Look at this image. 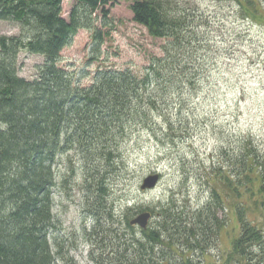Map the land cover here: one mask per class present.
Instances as JSON below:
<instances>
[{"label": "trees", "instance_id": "trees-1", "mask_svg": "<svg viewBox=\"0 0 264 264\" xmlns=\"http://www.w3.org/2000/svg\"><path fill=\"white\" fill-rule=\"evenodd\" d=\"M62 1L0 0V21L16 23L21 31V36L0 37V264H55L50 230L52 194L59 183L53 167L57 157L72 152L82 159L78 170L86 192V222L106 227L100 235L92 227L85 242L95 247L94 238L106 235L109 262L200 264L232 216L236 226L225 264H264V155L250 140L232 158L220 150L226 161L210 169L205 204L185 213L169 203L161 208L158 224L141 230L140 238L127 233L133 230L127 218L124 232L111 229L107 175L95 171L90 161L98 158L109 168L116 140L124 138L131 124L148 127V113L167 104L163 98L173 87L184 81L197 84L192 60L185 58L191 55L188 47L200 41L192 32L195 14L178 0H133L132 20L152 38L165 40L162 57H155L140 77L129 70L98 71L82 87L58 66L60 52L82 29L100 39L98 11L106 18L108 1L73 0L67 19ZM216 1H235L242 10L258 2ZM23 51L44 60L33 81L18 76L17 58ZM162 116L170 129L171 120ZM67 171L62 187L75 169ZM225 197L232 201L229 207ZM95 205L102 207L100 212Z\"/></svg>", "mask_w": 264, "mask_h": 264}, {"label": "rangeland", "instance_id": "rangeland-1", "mask_svg": "<svg viewBox=\"0 0 264 264\" xmlns=\"http://www.w3.org/2000/svg\"><path fill=\"white\" fill-rule=\"evenodd\" d=\"M107 1L106 18L98 11L100 39H94V31L82 29L60 52L58 66L82 87L90 85L98 71L129 70L140 77L155 57L163 55L165 40L152 38L132 20L133 0ZM178 1L195 14L192 32L200 41L188 47L191 55L185 58L192 60L189 67L198 81L196 85L184 81L167 92L163 98L167 104L148 113V127L131 124L124 138L116 140L109 168L98 158L91 159L92 168L107 175L108 200L114 213L113 226L109 224L112 230L124 232L125 218L129 222L142 212L151 214L147 228H152L158 224L161 208L169 203L185 213L205 204L209 197L205 181L211 167L236 155L245 140L258 145L264 155V0L246 5L245 10L235 1ZM73 4V0L62 1L63 18H68ZM16 36H21L18 24L0 21V37ZM43 62L40 56L20 52L18 76L33 81ZM162 115L171 120L170 129ZM221 149L226 157L220 154ZM81 165L80 156L72 152L57 157L53 167L59 183L52 194L50 230L55 264H116L109 262L106 235L98 240L92 236L97 241L95 247L85 242L92 227L99 235L106 227L94 226L90 219L86 222ZM70 166L75 171L62 187L60 180L68 179ZM154 174L159 175L156 187L141 190L143 179ZM220 192L226 196L224 190ZM224 202L226 207L232 203L227 197ZM95 207L100 212L102 207ZM226 223L200 264H225L236 226L232 216H227ZM132 228L128 234L142 237L140 229ZM112 243L118 242L114 239Z\"/></svg>", "mask_w": 264, "mask_h": 264}, {"label": "water", "instance_id": "water-1", "mask_svg": "<svg viewBox=\"0 0 264 264\" xmlns=\"http://www.w3.org/2000/svg\"><path fill=\"white\" fill-rule=\"evenodd\" d=\"M159 182V175L154 174L146 177L143 179L140 189L145 190H151L156 187V185ZM151 219V214L149 212H142L136 215L134 218H132L128 224L130 227H136L140 230H145L148 227L149 220Z\"/></svg>", "mask_w": 264, "mask_h": 264}]
</instances>
